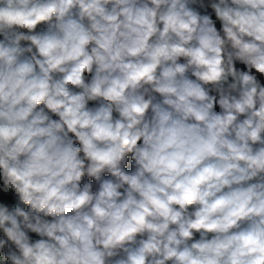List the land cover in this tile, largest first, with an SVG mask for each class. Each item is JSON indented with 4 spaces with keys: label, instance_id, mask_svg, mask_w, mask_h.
<instances>
[{
    "label": "clouds",
    "instance_id": "9594fccd",
    "mask_svg": "<svg viewBox=\"0 0 264 264\" xmlns=\"http://www.w3.org/2000/svg\"><path fill=\"white\" fill-rule=\"evenodd\" d=\"M0 264H264V0H0Z\"/></svg>",
    "mask_w": 264,
    "mask_h": 264
}]
</instances>
